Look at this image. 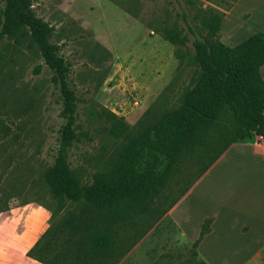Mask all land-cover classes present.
<instances>
[{
    "label": "rangeland",
    "instance_id": "obj_1",
    "mask_svg": "<svg viewBox=\"0 0 264 264\" xmlns=\"http://www.w3.org/2000/svg\"><path fill=\"white\" fill-rule=\"evenodd\" d=\"M235 7L238 21L229 27L226 18ZM18 10L52 29L49 41L68 68L76 111L75 136L67 147L59 89L31 31L19 23ZM220 15L225 21L217 39L226 46L264 30V0H22L13 9L0 0V210L8 203L42 205L50 212L49 233L77 218L81 203H59L50 194L48 169L61 156L82 185L109 170L128 138L175 108L194 86V36L185 21L199 37L207 32L203 21ZM167 30L183 31L186 46L167 41ZM117 121L125 126L121 135L111 132ZM209 161L210 156L184 158L143 211L112 222L108 258L117 264H203L167 213Z\"/></svg>",
    "mask_w": 264,
    "mask_h": 264
},
{
    "label": "trees",
    "instance_id": "obj_2",
    "mask_svg": "<svg viewBox=\"0 0 264 264\" xmlns=\"http://www.w3.org/2000/svg\"><path fill=\"white\" fill-rule=\"evenodd\" d=\"M7 2L13 9L22 0ZM16 16L31 31L45 65L53 73L52 80L62 100V117L66 119L62 146L67 147L75 136L76 111L68 68L58 48L49 41L52 29L29 11L18 10ZM221 20L222 15L203 21L207 32L199 37L185 21L188 32L194 36L191 41L192 62L197 66L194 86L184 92L175 108L128 138L109 170L94 175L90 184L82 185L61 156L48 169L45 181L50 194L59 203H81H77L80 215L59 223L50 233L48 229L28 252L30 257L46 264L106 257L112 245L107 233L112 222L122 220L129 212L143 211L166 187L172 171L184 158L210 156L202 169L205 172L232 143L255 135L264 137V80L260 73L264 65V31L229 47L217 39ZM164 37L172 44L188 43L183 31L167 30ZM124 129L123 123L117 121L111 132L121 135ZM91 212L96 219L99 215L100 222L91 218ZM66 226L67 238L58 243L56 239L64 236ZM206 231L204 225L200 237Z\"/></svg>",
    "mask_w": 264,
    "mask_h": 264
},
{
    "label": "crops",
    "instance_id": "obj_3",
    "mask_svg": "<svg viewBox=\"0 0 264 264\" xmlns=\"http://www.w3.org/2000/svg\"><path fill=\"white\" fill-rule=\"evenodd\" d=\"M236 7L226 18L229 27L238 21L239 14L233 16ZM254 142L252 136L232 143L168 210L180 236L197 242L203 264H264V145ZM204 225L207 231L200 237ZM49 227L50 212L44 206L8 203L0 210V264H46L28 252ZM113 248L104 258L66 263L117 264L119 260L108 258Z\"/></svg>",
    "mask_w": 264,
    "mask_h": 264
},
{
    "label": "built area",
    "instance_id": "obj_4",
    "mask_svg": "<svg viewBox=\"0 0 264 264\" xmlns=\"http://www.w3.org/2000/svg\"><path fill=\"white\" fill-rule=\"evenodd\" d=\"M255 145L257 146H263L264 145V137L263 136H260V135H255V142H254Z\"/></svg>",
    "mask_w": 264,
    "mask_h": 264
}]
</instances>
